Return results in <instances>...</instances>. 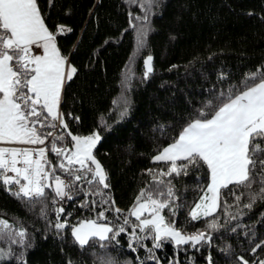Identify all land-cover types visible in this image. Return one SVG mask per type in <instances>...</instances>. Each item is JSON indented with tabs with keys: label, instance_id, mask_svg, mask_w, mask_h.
I'll return each instance as SVG.
<instances>
[{
	"label": "trees",
	"instance_id": "obj_1",
	"mask_svg": "<svg viewBox=\"0 0 264 264\" xmlns=\"http://www.w3.org/2000/svg\"><path fill=\"white\" fill-rule=\"evenodd\" d=\"M37 5L45 26L55 34L60 54L76 69L64 84L60 106L68 128L58 125L52 130L65 136L57 147H72L67 131L81 137L97 133L100 141L94 156L108 177L110 187L104 192L115 203L92 209L91 200L101 198L86 197L84 191L89 189L82 184L83 191H72L73 198H66L60 214L61 222L66 219L69 226L57 230L52 226L57 220L52 201L58 198L52 188L45 189V198L30 202L0 183V220L11 226L4 231L14 234L25 229L30 245L12 244L5 235L0 249L11 248L12 255L0 259V264H21V253L26 264H242L241 257L259 264L264 260V194L259 182L250 188H222L216 211L192 220L190 212L210 183L207 166L190 167L187 175L160 177V170L169 165L153 162L201 109L210 117L212 109L205 107L209 101L214 108L221 92L240 85L247 73L264 68V0H152L150 7L147 0H37ZM148 56L153 58V71L145 78ZM51 141L49 161L56 165L61 157L50 151ZM56 174L67 179L59 169ZM153 177L165 180L159 186L164 191L170 181L175 192L170 208L162 211L166 222L186 234L204 232L210 240L195 247L164 240L161 248L152 249L151 236L137 228L138 235L147 238L129 247L132 228L139 224L129 210L141 190L167 199L155 195ZM86 202L88 206L82 207ZM248 204L251 207H245ZM103 208L110 209L106 220L97 218ZM124 217L129 224L124 225ZM87 219L110 224L114 231L123 225L126 231L115 240H92L81 248L71 226ZM213 223L216 227L210 228ZM258 244L261 247L256 248Z\"/></svg>",
	"mask_w": 264,
	"mask_h": 264
},
{
	"label": "snow or ice",
	"instance_id": "obj_2",
	"mask_svg": "<svg viewBox=\"0 0 264 264\" xmlns=\"http://www.w3.org/2000/svg\"><path fill=\"white\" fill-rule=\"evenodd\" d=\"M151 2L147 0L149 7ZM139 35L142 43L144 29L140 30ZM33 45L42 48L43 54H34ZM152 59L148 56L145 60V78L153 71ZM65 63L66 58L60 55L56 46L55 34L45 26L37 0H0V143L43 145L52 137L50 151L63 158L53 165L47 159L49 149L0 147V183L6 188L17 185L18 189L12 194L27 198L30 202L45 198L46 188H52L59 200L72 199V191H83L82 184H86L89 189L84 191L86 197L101 198L99 201L91 200L92 209L101 205H114L115 202L104 192L110 187L106 182L107 174L93 155L100 136L93 133L81 137L67 131V136L74 142V150L69 152L67 147H57V143L63 141L65 136L62 133L53 135L52 130L58 124L64 130L68 128L63 114L59 112L62 86L65 79L71 80L76 72L74 67H69L66 73ZM216 99L219 103L214 108L211 101L205 106L212 109L210 117L201 109L198 118L192 119L171 144L153 157V162L169 165L166 171L160 170V177L187 175L190 167L207 166L211 182L200 202L191 210L192 220H197L201 215H212L219 206L220 190L229 185L250 188L254 182H259L260 194H264V68L247 73L240 85L230 86L226 93L221 92ZM34 154L38 158L33 159ZM20 164L23 167H18ZM57 169L67 179L57 175ZM148 172L151 173L152 169ZM49 180L52 183H48ZM153 182L157 185L155 195L167 199L153 198L152 192L141 190L136 204L129 210V215L139 221L130 233L129 247L147 238L139 236L137 228L141 233L147 231L151 236L152 249L161 248L164 240H171L177 246L191 244L193 247L210 240L204 232L189 235L176 228L174 223L166 222L161 213L163 209L170 208L176 198L175 192L170 181L167 182L166 191L159 187L165 185V180L153 177ZM239 199L237 195L236 200ZM252 199L254 202L255 196ZM52 202L57 201L53 199ZM87 206V202L82 205ZM245 207H251V204ZM108 210L103 208L97 218L106 220L105 212ZM112 210L121 212L119 208ZM63 212V207L56 209L57 220L52 226L57 230L69 226L66 219L63 222L60 220ZM145 212L149 213L150 218H141ZM42 215H45L43 210ZM123 219L124 225L129 224L127 217ZM209 227L215 228L216 224H209ZM10 228L7 221L0 220V239L7 235L12 244L30 246L26 243L25 229L14 234L4 231ZM125 231L123 225L114 231L113 227L98 223L97 219L82 220L71 226L72 236L81 248L88 246L92 240H115ZM109 233L112 235L109 236ZM100 247L105 245L101 244ZM259 247L261 245L258 244L256 248ZM256 248L252 251L255 252ZM152 249L148 251L151 253ZM11 255V248L7 252L0 249V259ZM18 259L21 264H26L23 253ZM240 259L242 264H249L243 257ZM259 264H264V260H260Z\"/></svg>",
	"mask_w": 264,
	"mask_h": 264
},
{
	"label": "rangeland",
	"instance_id": "obj_3",
	"mask_svg": "<svg viewBox=\"0 0 264 264\" xmlns=\"http://www.w3.org/2000/svg\"><path fill=\"white\" fill-rule=\"evenodd\" d=\"M33 49H35V48H33ZM37 53V52H36ZM35 53V54H36ZM69 67H71L68 63H65V65H64V68H65V72L67 73V71L69 70ZM145 68H146V66H145ZM149 75V74H148ZM67 81V79H65V81H64V84H65V82ZM64 86V85H63ZM63 86H62V90H61V96H60V103H59V112H60V106H61V99H62V91H63ZM58 123V122H57ZM59 125V124H58ZM37 127L39 128V125H37ZM42 131H43V129H42ZM55 132H53V134H54ZM89 136V135H88ZM83 137V136H82ZM100 141V140H99ZM99 141L97 142V144L99 143ZM45 143H47V140L45 141ZM74 143V142H73ZM97 144H96V146H97ZM21 145H24V144H9V143H0V146L1 147H20ZM26 146V145H25ZM28 146V145H27ZM26 148H28V147H26ZM68 149H69V152L70 151H72V150H74L73 149V145H72V147H67ZM95 149V148H94ZM94 149H93V155H94ZM48 153H49V151L47 152V159L49 160V156H48ZM35 157V159L36 158H38L36 155L34 156ZM61 159H63L62 157H61ZM65 163H66V161H65ZM21 165V164H20ZM22 166V165H21ZM78 166V165H77ZM47 167V166H46ZM95 166L93 165V168H94ZM23 183V182H22ZM48 183H52V181L51 180H49L48 181ZM210 195V194H209ZM217 209V208H216ZM216 209L214 210V212L216 211ZM213 212V213H214ZM162 214V213H161ZM200 217H204L203 215H201ZM199 217V218H200ZM142 219H144V218H150V216H149V213L148 212H145L144 213V216L143 217H141ZM78 224V223H77ZM76 225V224H75ZM109 226H111L110 224H108ZM112 227V226H111ZM189 235H191V234H189ZM109 236H110V233H109Z\"/></svg>",
	"mask_w": 264,
	"mask_h": 264
},
{
	"label": "built area",
	"instance_id": "obj_4",
	"mask_svg": "<svg viewBox=\"0 0 264 264\" xmlns=\"http://www.w3.org/2000/svg\"><path fill=\"white\" fill-rule=\"evenodd\" d=\"M63 32V35H66V31L65 30H63L62 31ZM33 53L35 54L36 53V49H33ZM55 134V133H54ZM53 134V135H54ZM52 137H50L49 139H51ZM49 139L47 140V143H45V144H43V145H28V146H20L19 148H26V147H28V148H30V149H38V148H41V147H43V148H46V149H48V146H47V144H48V141H49ZM35 155V154H34ZM18 167H21V165H18ZM9 175H14L13 173H9ZM8 188L9 189H11L13 192L14 191H16L17 189H18V186L17 185H10V186H8ZM57 202H56V208H60V207H63V209H65V206H66V204H67V202H66V198L64 199V200H59V199H57L56 200Z\"/></svg>",
	"mask_w": 264,
	"mask_h": 264
},
{
	"label": "crops",
	"instance_id": "obj_5",
	"mask_svg": "<svg viewBox=\"0 0 264 264\" xmlns=\"http://www.w3.org/2000/svg\"><path fill=\"white\" fill-rule=\"evenodd\" d=\"M57 46V45H56ZM33 48H35L36 49V54H38V55H42L43 54V49L42 48H37L35 45H33L32 46V49ZM58 48V47H57ZM59 50V49H58ZM60 52V51H59ZM61 55V54H60ZM62 56V55H61ZM66 63H68L67 62V59H66ZM63 85H64V83H63ZM64 87V86H63ZM63 92V91H62ZM21 146H25V145H21ZM27 146V145H26ZM1 147V146H0ZM35 155H33V159H35V157H34ZM22 165V164H21ZM21 167H23V165L21 166ZM22 182H24V181H22ZM211 182V181H210Z\"/></svg>",
	"mask_w": 264,
	"mask_h": 264
}]
</instances>
